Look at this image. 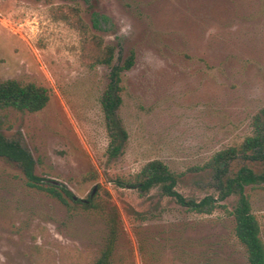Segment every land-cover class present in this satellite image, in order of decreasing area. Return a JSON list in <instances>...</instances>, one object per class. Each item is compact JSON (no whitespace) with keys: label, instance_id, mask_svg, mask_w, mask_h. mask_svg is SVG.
Segmentation results:
<instances>
[{"label":"rangeland","instance_id":"1","mask_svg":"<svg viewBox=\"0 0 264 264\" xmlns=\"http://www.w3.org/2000/svg\"><path fill=\"white\" fill-rule=\"evenodd\" d=\"M62 6L78 7L115 47V65L134 53L119 110L129 139L116 161L106 157L99 102L110 69L83 63L79 32L54 17ZM5 80L44 87L50 101L34 114L0 110V133L21 139L47 182L81 200L95 191V209L30 188L0 159V264H93L111 213L120 230L113 264H248L234 234L236 196L199 215L159 190L141 196L115 181L161 160L185 197L218 196L211 158L238 147L264 107V0H0ZM243 166L263 168L239 157L225 176ZM246 194L264 242V183Z\"/></svg>","mask_w":264,"mask_h":264},{"label":"trees","instance_id":"2","mask_svg":"<svg viewBox=\"0 0 264 264\" xmlns=\"http://www.w3.org/2000/svg\"><path fill=\"white\" fill-rule=\"evenodd\" d=\"M56 20L63 21L79 32L83 63L90 68L106 66L110 69L108 83L100 97V107L104 117L108 147L106 157L118 160L125 151L129 133L125 128L119 110L122 106L123 76L134 65V53L121 65H115L114 46L107 45L102 36L95 33L82 17L78 7L62 6L54 10ZM50 101L49 91L34 83L23 84L17 80L0 81V110L13 109L22 113H38ZM239 157L263 166L256 172L243 166L233 177H226L232 162ZM0 159L14 164L26 178L30 188L46 192L67 207H81L84 211L95 209L93 193L86 200L78 199L64 185H53L36 174V161L19 138H9L0 133ZM208 167L215 172L219 184L218 196L208 195L200 200L187 198L178 192L180 175L173 172L161 160H153L128 177L117 178L119 187L132 189L141 196L159 190L161 195L175 200L186 210L199 215H211L220 203L231 196L237 197L232 211L234 234L245 248L248 264H264V242L261 227L252 211L246 187L264 183V107L259 109L251 120V134L238 147H230L214 154ZM108 235L105 246L93 264H113V256L119 239V222L115 213L107 219Z\"/></svg>","mask_w":264,"mask_h":264},{"label":"water","instance_id":"3","mask_svg":"<svg viewBox=\"0 0 264 264\" xmlns=\"http://www.w3.org/2000/svg\"><path fill=\"white\" fill-rule=\"evenodd\" d=\"M54 184H57V183H54ZM95 192V191H94ZM94 192H93V194H94Z\"/></svg>","mask_w":264,"mask_h":264}]
</instances>
